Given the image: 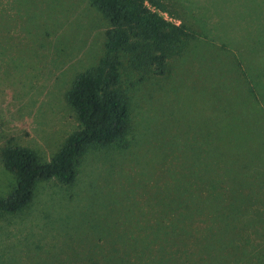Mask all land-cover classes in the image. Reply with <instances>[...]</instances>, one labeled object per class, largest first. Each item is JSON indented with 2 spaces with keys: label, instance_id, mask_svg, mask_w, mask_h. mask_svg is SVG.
<instances>
[{
  "label": "rangeland",
  "instance_id": "rangeland-1",
  "mask_svg": "<svg viewBox=\"0 0 264 264\" xmlns=\"http://www.w3.org/2000/svg\"><path fill=\"white\" fill-rule=\"evenodd\" d=\"M162 2L198 38L163 76L121 58L126 146L36 182L0 216V264H264V0ZM105 29L88 0H0V151L47 162L78 130L63 96ZM14 186L0 156V198Z\"/></svg>",
  "mask_w": 264,
  "mask_h": 264
},
{
  "label": "trees",
  "instance_id": "trees-1",
  "mask_svg": "<svg viewBox=\"0 0 264 264\" xmlns=\"http://www.w3.org/2000/svg\"><path fill=\"white\" fill-rule=\"evenodd\" d=\"M88 5L105 20L106 29L102 56L73 78L63 96L79 128L47 162H40L29 149H1L3 167L14 176L15 186L0 198V216L25 208L38 181L53 179L71 185L88 147L126 146L129 104L119 89L122 57L133 71L163 76L169 58L198 38L194 30L171 20L162 0H88Z\"/></svg>",
  "mask_w": 264,
  "mask_h": 264
}]
</instances>
